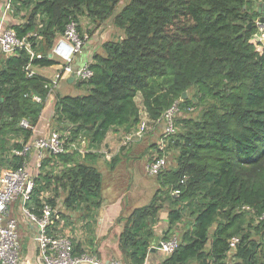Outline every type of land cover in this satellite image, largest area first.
<instances>
[{
  "label": "trees",
  "instance_id": "1",
  "mask_svg": "<svg viewBox=\"0 0 264 264\" xmlns=\"http://www.w3.org/2000/svg\"><path fill=\"white\" fill-rule=\"evenodd\" d=\"M121 2L17 0L24 22L11 29L41 56L30 59L21 48L0 60V137L14 133L22 139L8 149L0 142V165L23 163L11 150L30 141L53 93V126L70 129L73 140L84 137L94 149L108 144L110 133L134 131L142 113L150 124L161 125L163 114L181 100L180 110L199 107L201 115L175 118L180 129L167 148L177 151V166L156 175L159 188L151 202L126 219L122 261L145 263L153 226L168 202L169 230L162 240L171 238L177 223L184 221V229L177 249L159 264H226L230 252L235 264H264V29L256 24L261 14L248 0H128L116 11ZM85 17L99 25L112 17L123 37L103 43V53L93 55V76L79 81L89 86L87 94H49L51 81L40 74L29 77L25 69L63 67L49 52L70 22L84 35ZM21 119L29 129L20 128ZM48 155L34 179L35 204L46 190L55 196L67 192L68 206H99L101 174L94 166L99 156ZM59 164L63 168L55 176ZM52 169L54 191L48 187ZM48 202L54 210L55 200ZM233 237L239 242L231 250Z\"/></svg>",
  "mask_w": 264,
  "mask_h": 264
},
{
  "label": "built area",
  "instance_id": "2",
  "mask_svg": "<svg viewBox=\"0 0 264 264\" xmlns=\"http://www.w3.org/2000/svg\"><path fill=\"white\" fill-rule=\"evenodd\" d=\"M256 7L264 0H248ZM13 0H6L5 11L11 10ZM261 32L264 29V23L260 20L256 22ZM87 34H80L75 22H70L62 37L55 42L50 58L55 59L63 67L55 71L54 78L51 83L46 86L50 93L54 92L55 87L60 80H68L70 76L74 77V82L87 81L93 76L90 69V63L87 62L78 70L72 69L74 55L80 53L83 46L88 40ZM24 48L27 50L30 59L34 57L40 58L41 55H35L30 49L25 39H19L12 29L4 30L0 33V50L5 57L13 56L17 50ZM28 65L25 69L27 76H32L34 73ZM32 100L40 103L41 98L34 96ZM180 102L176 101L161 117V127L164 137L157 142V148L163 152L167 147L169 137L176 133L175 118L179 114ZM158 121V122H159ZM148 120L146 115L142 113V118L136 129L130 133H123L109 151L104 148L105 144L94 149L89 146L86 138L82 137L73 140L70 129L63 131L52 129L47 136L37 137L26 144H23L20 149H13L12 154L16 157L24 159L31 153L36 155V165L38 172L41 171V161L46 154L53 156L65 154H77L84 158L86 154H97L103 160L111 162L114 157L119 155L121 151L130 147L134 143H139L143 140L148 131ZM21 129H29L30 125L26 119L19 121ZM71 128V126H69ZM61 168L63 166L59 164ZM59 167V168H60ZM166 167L165 157H154L148 161L146 171L151 176H156ZM32 173L29 172L25 160L17 168H8L0 173V264H24L20 255L19 237L17 232V220L11 216V207L14 203H19L21 216L36 228L35 240L38 245V251L43 264H125L121 260H110L108 262L101 261L96 255L83 252L77 253L74 250V245L69 236L54 234V210L48 200L54 199L49 191H42L37 197L38 204L34 202L35 196V181ZM174 194H178L175 191ZM248 209V208H246ZM264 219V216L261 217ZM239 239L233 237L229 241V248L234 250ZM178 237L172 236L168 240H161L155 246L166 255L172 254L178 247Z\"/></svg>",
  "mask_w": 264,
  "mask_h": 264
},
{
  "label": "crops",
  "instance_id": "3",
  "mask_svg": "<svg viewBox=\"0 0 264 264\" xmlns=\"http://www.w3.org/2000/svg\"><path fill=\"white\" fill-rule=\"evenodd\" d=\"M124 2H126V0L125 1L122 0V2L119 5L120 8L125 4ZM5 4H6V0H0V33L4 30L11 29L13 25L21 24L24 22L23 17L25 16V12L22 9L20 10L18 9L17 5L19 4L17 3V0H13V7L11 10L7 12L5 11ZM83 25L87 26L88 27L87 29L92 30V33L88 37L87 42L83 46L84 54L82 56V64L84 65L85 63L87 62L90 63V61L93 60L94 54L96 53L102 54V52L99 51V48L101 47L102 49V45H103V44L101 45V41L103 40V43L109 41L108 38L111 35V32L115 33L116 31H114L115 29H113V27L107 22H103L99 25V24L87 23V21L86 22L84 21ZM14 55H16V53ZM3 57L4 55H2L0 50V60ZM74 61L75 58L72 63H74ZM43 69L45 68H39V67L30 68V70L34 74H40L44 76L41 73ZM65 81L68 83V80ZM47 111L49 112L51 111L50 113L53 114V109L52 110L48 109ZM47 111H44L43 116L41 117L37 126L34 128V133L30 141L37 137L47 136V134H49V132L52 130L53 123H51V116L49 115V112L46 115ZM113 134L115 133H110L108 135V137L106 138V142H113V143L115 142L116 139L113 138V136H115ZM120 136H118L117 140L119 139ZM2 140L6 144V149H8L9 147L12 148L13 147L12 145H14L15 143H20V144L22 143V139L18 138L16 135H14V133L13 134L8 133L4 138L0 137V142H2ZM143 142L144 141L140 142L139 147L144 145ZM5 155L7 156L8 154L6 153ZM1 157H2V152L0 151V158ZM126 158L130 160L135 159V157L133 156H129ZM99 160H101V162H103L105 165H109V169L111 170L115 168L118 162L117 161L114 164H111L112 161L107 162L102 158H99ZM2 163L0 159V164ZM25 163L27 164V168L29 172L37 177L39 172L35 167L36 165L35 153H31L30 155H28L25 158ZM147 164H145V170ZM59 167L58 170L62 169L61 167L60 168ZM3 170L5 169L3 168V166L0 165V173ZM36 177H34V179ZM60 195H61V191H59L58 196H55V192H54V200H55V207H54L55 224L53 228L54 234L69 236L73 242L74 250H76L77 253H83V252L92 253L96 255L103 262H108L114 259L122 261L123 253L120 247V236L123 233L126 219L131 215V213L136 208L143 206H139L135 208H131V207L127 208L126 206L122 205L123 199L120 196L118 198L117 196L115 198L113 197L107 198L106 193L102 189V174H101V195H100L101 203L99 204V206L87 209L85 208L86 206L84 205L80 207L68 206L67 204L63 205L62 202L58 199ZM11 209H12L11 216L17 220V232L19 237L20 255L22 261L24 262V264H43L39 255L38 245L35 240L36 237L35 226L28 223L23 218V216H21L19 210L20 209L19 203H14ZM183 222L184 221L177 223L173 228L170 229L169 237L175 235L178 237V234L181 230L179 228L180 225H183ZM168 230H169L168 210L162 212L160 211L157 216L156 224L153 226V232H154L153 243L150 246L144 264H159L167 257L165 253H162L160 250L154 248L157 245L156 243H158L163 239L164 235H166V232ZM234 254L235 252H230L228 254L226 264H235L237 262L235 260L236 258L234 257Z\"/></svg>",
  "mask_w": 264,
  "mask_h": 264
},
{
  "label": "rangeland",
  "instance_id": "4",
  "mask_svg": "<svg viewBox=\"0 0 264 264\" xmlns=\"http://www.w3.org/2000/svg\"><path fill=\"white\" fill-rule=\"evenodd\" d=\"M127 1L128 0H126V2ZM119 8L120 7L118 6L116 11ZM111 18L107 19L106 21L113 27V29H115L114 31L116 32L115 33L111 32V35L108 38L109 42L117 41L120 36L123 37V32L120 29H117L115 26H113L111 22ZM84 21L85 22L87 21V23H90V19L87 17L84 18ZM83 28L81 27L80 31L90 36V34L92 33V30L87 29L88 28L87 26H83ZM102 44H103V40L101 41V45ZM83 50L84 48H82L80 53H77L74 55L75 61L74 63H72V69L74 71L83 67V64H82V56L84 54ZM99 51L103 53V49H101V47L99 48ZM50 53L51 52H49V54ZM56 68L60 69L61 67H56V66L48 67V68L43 69L41 73L44 75V77H49L48 80H52L54 78ZM88 90H89V86L87 84H79V81L77 80L69 84L65 80L62 79L59 81V84L55 87L54 92L56 95H60V96H64V95L82 96V95L87 94ZM52 101H54V94H53V99H50V101L47 102L48 106L44 109V111H47L48 109L52 110ZM136 102L139 106L141 105V99L139 97L136 98ZM48 112L49 111L46 112V115L48 114ZM50 112H49V115L51 116V123H52L53 114H51ZM200 115H201V108L193 107V109H188L187 111L179 109V114L176 117L178 118L177 120H180L185 117L199 118ZM55 128L56 126H52V129H55ZM56 129L63 131L60 128L59 129L56 128ZM179 129H180V126L177 123L176 133L179 131ZM121 134H123L122 131H119L118 133L113 134L115 135L113 136V138L116 139V140L115 139L113 140H115L116 142L118 136H120ZM163 137H164V134H163V129L161 125H154V124L149 123L148 131L142 140L144 141L143 142L144 145L139 147L140 142L136 144L134 143L130 147L121 151V153L119 154L118 162L113 170L109 169V165H105L103 162H101V160H99V158H101L100 156L97 158L98 161L96 160V162L94 163V166L102 174V189L106 193L107 198L108 197L115 198L116 196L118 198L120 196L123 199L122 205L126 206L127 208L145 206L150 202L151 198L156 193V190L159 188V184L156 180V176H151L147 173V171L145 170V164H147L151 158H154L157 156L158 153L156 152L158 151V148L156 144ZM115 142L114 143L108 142V144L106 143L104 148L107 149L108 151L110 149L112 150ZM177 155L178 154L175 149L167 148V147L165 148V150L162 153V156L165 157L166 169L176 168ZM129 156H133L135 157V159L133 160L127 159L126 157H129ZM60 170L56 169L55 176L59 175ZM52 171H53V175H52L51 185L48 186L50 187L49 188L50 191L52 190L54 191V186H55L54 169H52ZM50 194L51 196L54 197L53 192H50ZM66 194L67 192L62 191L60 197H58V199L62 202L63 205H65L64 196ZM168 208H169L168 202L164 203L161 212L167 211ZM183 226L184 225H180L179 229L183 230L184 229ZM263 233H264V230H263ZM256 237L257 236H255V238ZM179 240L180 238L178 235V242ZM207 245L209 246V244ZM207 245H206V248H208ZM263 246H264V237H263ZM191 264H197V262L193 261L191 262Z\"/></svg>",
  "mask_w": 264,
  "mask_h": 264
},
{
  "label": "water",
  "instance_id": "5",
  "mask_svg": "<svg viewBox=\"0 0 264 264\" xmlns=\"http://www.w3.org/2000/svg\"><path fill=\"white\" fill-rule=\"evenodd\" d=\"M256 8H257V11L261 14L260 19H259L260 22L264 23V2L259 3ZM249 27H250V25H249ZM71 82L72 83L74 82V77L73 76H70L69 79H68V83H71ZM182 97L185 98L186 97V93H183ZM154 249H156V248H154Z\"/></svg>",
  "mask_w": 264,
  "mask_h": 264
}]
</instances>
